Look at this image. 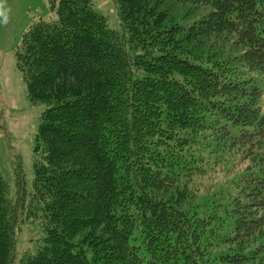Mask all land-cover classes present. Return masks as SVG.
Masks as SVG:
<instances>
[{
	"label": "trees",
	"instance_id": "1",
	"mask_svg": "<svg viewBox=\"0 0 264 264\" xmlns=\"http://www.w3.org/2000/svg\"><path fill=\"white\" fill-rule=\"evenodd\" d=\"M115 4L120 30L50 0L17 47L46 107L28 209L0 172V264H264V0Z\"/></svg>",
	"mask_w": 264,
	"mask_h": 264
},
{
	"label": "rangeland",
	"instance_id": "2",
	"mask_svg": "<svg viewBox=\"0 0 264 264\" xmlns=\"http://www.w3.org/2000/svg\"><path fill=\"white\" fill-rule=\"evenodd\" d=\"M94 3L96 11L107 17L110 27L120 30L121 20L115 0H94ZM54 17L50 0H0V172L8 184V195L15 198L16 172L21 169L27 190L26 209L35 182L36 133L46 106L34 105L28 100L26 85L16 64V50L25 30L39 20ZM223 41V38H215L207 44L213 48ZM230 46L234 51L241 50V44L230 42ZM226 47L227 43L223 48ZM43 233L42 217L26 218L22 222L17 235L16 262Z\"/></svg>",
	"mask_w": 264,
	"mask_h": 264
}]
</instances>
